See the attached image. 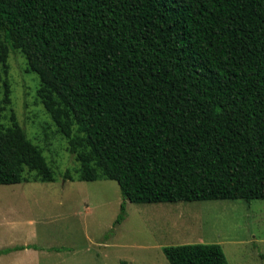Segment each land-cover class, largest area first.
Wrapping results in <instances>:
<instances>
[{"label": "trees", "instance_id": "obj_1", "mask_svg": "<svg viewBox=\"0 0 264 264\" xmlns=\"http://www.w3.org/2000/svg\"><path fill=\"white\" fill-rule=\"evenodd\" d=\"M12 51L79 180L119 184L115 226L128 201L264 200V0H0V83ZM4 84L0 185L54 182L15 115L3 124ZM163 250L170 264H229L220 244Z\"/></svg>", "mask_w": 264, "mask_h": 264}, {"label": "rangeland", "instance_id": "obj_2", "mask_svg": "<svg viewBox=\"0 0 264 264\" xmlns=\"http://www.w3.org/2000/svg\"><path fill=\"white\" fill-rule=\"evenodd\" d=\"M7 66L0 97L7 81L11 103L2 122L11 126L15 115L55 181L0 185V264H170L163 248L186 244H220L229 264H264L262 199L128 201L125 220L115 226L124 202L119 184L79 180V163L38 98V75L18 51ZM23 246L34 248L15 250Z\"/></svg>", "mask_w": 264, "mask_h": 264}, {"label": "bare ground", "instance_id": "obj_3", "mask_svg": "<svg viewBox=\"0 0 264 264\" xmlns=\"http://www.w3.org/2000/svg\"><path fill=\"white\" fill-rule=\"evenodd\" d=\"M230 216V215H229Z\"/></svg>", "mask_w": 264, "mask_h": 264}]
</instances>
